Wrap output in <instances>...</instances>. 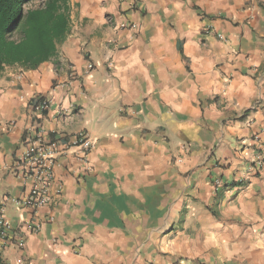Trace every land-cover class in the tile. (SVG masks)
Here are the masks:
<instances>
[{"label": "crops", "instance_id": "obj_1", "mask_svg": "<svg viewBox=\"0 0 264 264\" xmlns=\"http://www.w3.org/2000/svg\"><path fill=\"white\" fill-rule=\"evenodd\" d=\"M68 2L56 54L0 74L4 264H264V0ZM42 99L60 195L33 212L16 162Z\"/></svg>", "mask_w": 264, "mask_h": 264}, {"label": "trees", "instance_id": "obj_2", "mask_svg": "<svg viewBox=\"0 0 264 264\" xmlns=\"http://www.w3.org/2000/svg\"><path fill=\"white\" fill-rule=\"evenodd\" d=\"M30 1L0 0V74L10 66L36 69L56 54L69 32L68 0H45L37 7L28 6Z\"/></svg>", "mask_w": 264, "mask_h": 264}, {"label": "built area", "instance_id": "obj_3", "mask_svg": "<svg viewBox=\"0 0 264 264\" xmlns=\"http://www.w3.org/2000/svg\"><path fill=\"white\" fill-rule=\"evenodd\" d=\"M133 3L132 8L138 0H130ZM131 27H134L131 25ZM47 110V102L42 99L39 101H33L29 105V126L26 128L22 137V150L18 156L16 164L20 170L23 178L31 180V187L26 195L18 198L15 202L24 208H27L33 212L37 209L49 206L55 203L56 199L60 195L59 186H53V167L57 155L63 150L61 147L51 141H47L44 138L43 132L40 128L39 119L43 115V111ZM71 145L80 146L85 150L91 147L90 138L83 132H79L70 138ZM180 160H176L179 162ZM262 168V162L257 156L251 169L260 171ZM244 177V176H243ZM244 178H240L239 184ZM1 180V176H0ZM220 182L216 180L214 182L215 192H218ZM7 201L6 197L0 195V246L6 243L7 233L10 228L9 221L4 216V203ZM30 230L36 232L39 230V223H27ZM15 243L18 248H22L24 245V239L21 237L15 238ZM21 263V262H20ZM21 264H31L29 260L23 261Z\"/></svg>", "mask_w": 264, "mask_h": 264}, {"label": "rangeland", "instance_id": "obj_4", "mask_svg": "<svg viewBox=\"0 0 264 264\" xmlns=\"http://www.w3.org/2000/svg\"><path fill=\"white\" fill-rule=\"evenodd\" d=\"M45 0H31L28 4V6L30 7H37V6H40L42 5V3L44 2ZM259 156L261 162H262V168L260 170L261 173V176L262 178H264V141L261 143L260 147L258 148V151L255 155V158Z\"/></svg>", "mask_w": 264, "mask_h": 264}]
</instances>
